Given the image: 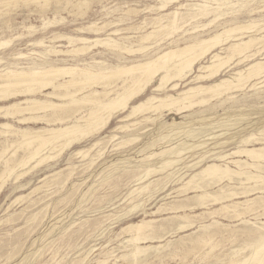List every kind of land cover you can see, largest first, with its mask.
<instances>
[{
    "label": "bare ground",
    "instance_id": "1",
    "mask_svg": "<svg viewBox=\"0 0 264 264\" xmlns=\"http://www.w3.org/2000/svg\"><path fill=\"white\" fill-rule=\"evenodd\" d=\"M18 1L20 0H0V7L8 8V6L12 4L15 5ZM75 1L77 5L84 4V2L78 0ZM176 1L178 0H158L160 4L157 10L161 12L160 10H164L170 4L173 5ZM249 1L251 0H202L189 5H180L174 10L172 9L173 11L166 15H158L156 18H150L148 22L143 21L140 25L129 27L131 30L136 31L138 35L121 37V40L112 38L109 35L112 33V35L118 36L121 31L127 29H115L109 35L102 37L100 35L101 31L114 24L112 22H103L102 25L91 23L86 27L79 28L77 30V33L79 32L81 34L79 36L56 35L50 40L53 44L54 41L58 42L57 40L64 39L67 42L66 50H58L54 46H45V41H43V39L30 42L31 46L44 47V51L37 54L39 60H32L24 66L18 62L6 65L3 64L4 66L0 69V118L6 120V122H0V135L6 137L3 141L4 145L2 146V152H9L8 149H12L13 147L23 149L22 155H17V158L12 157L15 156V154L10 155V158H14L12 163H8L7 160H5L3 172L0 174V192L2 188L4 190L3 186L5 185L3 184L6 182V178L8 179L14 176L16 181L20 177L25 178V174H28L27 171L32 168L36 169L44 162L51 159L54 160V158L59 157L60 154L62 155L64 150L73 149L76 145L81 144L83 142H81V140L84 138L92 137V135L105 130L115 115L121 116L126 113L123 117L126 119H134L136 116L142 115V121H146L154 120L151 119L150 116L146 117L149 113L161 115V113L167 111L169 114L173 112L181 114L192 110L194 107H202L210 102L224 99L225 97L229 99L234 98L235 92L246 89L247 86H250V84L257 79L264 78V58L254 60L256 56L264 51V23L260 24L257 20L247 21L245 23L225 20L229 18V15H233V13H236L238 10L241 9L243 11L242 8H245ZM47 2L48 0H44V5L40 7L44 8L48 6L49 4ZM70 3L71 0H66V5ZM55 7H57V5ZM182 8L184 11L181 10ZM237 8L238 10H236ZM253 11L255 10H249L248 13L251 14ZM259 11L257 12L260 13ZM43 14L45 13L43 12ZM45 18L47 19V17ZM74 19H76V17ZM204 20L207 22L202 23ZM222 20L223 23L220 24L219 22ZM228 22H230V25L218 29L219 26ZM5 23L7 26L9 22L6 20ZM51 23L50 21L45 22L43 28L49 27ZM217 23H219V25L209 33L210 31L208 32V30L211 25ZM57 24L59 25V23ZM6 26L4 27L6 28ZM24 29L28 31V34L35 32L33 26H24ZM2 31L1 28V32ZM106 31H108V29ZM87 33H91V35L94 34V38L84 37L83 35ZM194 34L197 35L194 37L191 36ZM21 36L22 35H19L15 38ZM175 36H180V38H182L180 39L181 42H175L171 47L166 48L155 56L150 57L148 55L149 53L147 54L150 49L156 46H162L160 45L162 42L172 38L174 39ZM133 38L137 39V41H135L137 43L136 49H134L135 46H132V43L131 45L126 44L128 43L127 41ZM12 40L11 38L0 40V50L9 46ZM94 46H100L102 49L104 48L112 51L115 56L120 58V63L110 66V64L105 61H98L93 57L87 59L86 55L92 52L88 51L91 48L93 49ZM95 49L97 50V47ZM134 54H140L141 58L139 60H135V58L126 63L125 60L127 58L123 55ZM16 55L17 57H15L14 54V58L18 59H23L26 56L22 53H16ZM63 56L70 57L71 63L65 58H59ZM53 57L57 59L53 60ZM206 59L207 62L202 64V61ZM122 60L123 62H121ZM2 61L3 60L0 59V63ZM247 61L251 62L247 63L242 68L239 67V69H235V65L237 66ZM234 62L235 70L233 73L228 77L217 79L219 74L231 68ZM189 76H192V78L184 85L185 87L181 88L182 82L184 80L187 81ZM155 81H157L156 84H154ZM262 82H264V80ZM259 84H261V82H259ZM255 85L256 83L254 86ZM149 89L151 90L150 94H147ZM146 91L148 92L146 93ZM168 91H172L173 93ZM10 120L23 127L13 125ZM38 122H43L46 126L38 129L28 126L30 123H35L36 125ZM139 123L140 122H132V125ZM128 129L129 125L115 127L111 132L112 134L109 136L110 140L118 139L117 134L114 132H127ZM259 134L262 135L261 133ZM11 137L13 138L10 139ZM257 138L258 137L255 138L254 135H250L242 139L239 142V146H235L236 148L233 149V151L226 154L217 152L218 154H214L213 159L205 161V164H203L197 172H191L188 176V180L175 190L178 194H188V192L192 191L194 196L187 199V201L191 203L183 204L182 200L176 203V200L174 206L171 205L168 209L175 213L182 212L180 214H175L173 217L164 218V222L172 220V222L175 223V227L172 225L173 228L171 232L175 234L176 232L183 233L190 230L194 226V223H196L192 219L197 216L186 213L187 209L191 211L197 207H208L211 204L219 206L215 209L206 208L204 213L198 215L199 217L205 215L207 218H211L210 220H212V222L207 225H200V233L198 235L194 236L193 234L194 237L188 235V240L190 241L188 251L198 255L201 252L210 254L214 248L219 246L218 243L215 244L214 237L217 235V229H220L222 226L214 219V216L220 215L223 218L239 221L240 224L243 225V228L234 232L245 233V235L249 237L246 246L251 249V252L241 260H236L237 257L235 258V256L238 252H235V250V253L233 252L234 255L226 254L213 256L215 257L213 264H224L226 260H229L231 264H264V224L260 227L255 225L256 223H250V220L247 219L250 216H254V219L264 216V145H260L259 147L254 146L253 143L256 141L259 142ZM102 139H94L90 148L95 146L98 148ZM138 139V136H132L130 139L118 142V145H125L127 143L130 145L131 142H136ZM158 141L159 139H154L152 142L144 144L146 146L144 147L143 145L144 148L142 149L146 150L150 145L154 146ZM249 143L252 144L248 145ZM200 146L202 145L195 146L194 148ZM15 151L18 150L15 149ZM68 151L69 150H67V152ZM102 153L99 151L98 157L101 156ZM205 153L200 157L203 160L209 158L208 151ZM84 154L85 152L77 151L75 155H82L83 158H85L84 161H86V157L89 155L87 156L86 154L85 156ZM162 155H164V157L156 163L158 166L152 168L149 165L148 168L141 170L142 174L134 179V183H141L143 180L147 179L151 173L158 174L163 172L166 168L176 163L175 160L180 157L181 152L170 146L161 147L157 152L150 153L148 159L151 157L158 158ZM19 169H21V172ZM73 169H75V167ZM63 170H67V168ZM18 171L20 173H18ZM61 171L62 170H60V172ZM48 177L49 176H47V178ZM158 180L159 178L153 182H157ZM153 182L132 189L129 195L132 197L136 194L139 197L141 193L149 190V185ZM225 182H227V184L223 185ZM16 183H18V181ZM213 186L216 190L214 192H208V189ZM39 189L37 188L38 191ZM138 197H136V199ZM130 203H132V201ZM138 206V204L134 205L132 209H136ZM160 210L161 209L158 208L156 212L159 213ZM201 220H203V218ZM152 222L156 221L142 219L138 223H129L123 229L124 233H128V235L131 234L127 243H129L132 248L127 254L121 256V258H130L132 262L136 264L138 260L143 257V260L147 263L151 253L158 258L157 254L160 250L165 249L166 251L170 250L168 256H173V254H175L173 249L177 247L179 242L185 247V243L182 240L175 244L169 241L165 244L147 245L149 242L153 243L152 241L154 240H161L163 237L160 236V233L165 230V225L158 224L157 226H153ZM227 230L229 229L227 228ZM188 236H185L184 239ZM210 244L213 245L211 246ZM209 245L211 246L209 251L204 252V247ZM178 246L180 245L178 244ZM108 258L109 257L97 260L96 264H106ZM159 261L161 260L159 259Z\"/></svg>",
    "mask_w": 264,
    "mask_h": 264
},
{
    "label": "rangeland",
    "instance_id": "2",
    "mask_svg": "<svg viewBox=\"0 0 264 264\" xmlns=\"http://www.w3.org/2000/svg\"><path fill=\"white\" fill-rule=\"evenodd\" d=\"M39 1L20 0L15 5L12 4L8 6V8L0 7V40L13 39L9 46L0 50V59L3 60L0 63V69L9 63L18 62L24 66L32 60H39L37 54L44 51V47L31 46L30 42L32 41L43 39V41H45V46H54L58 50H66L67 42L64 39H61L62 41L59 39L57 40L58 42L54 41L53 44L50 40L56 35L79 36L81 35L79 32L77 33L79 28L86 27L91 23L102 25L103 22H112L114 23L112 26L115 27L110 26L103 29V31H101L102 34L100 33L102 37L109 35L115 29H127L121 31L118 36L112 35V33L109 35L112 38L121 40L123 37L137 36L138 34H136V31L130 28L140 25L143 21L148 22L150 18H156L158 15H166L180 5H189L202 0H178L174 2L173 5L170 4L164 10H160L161 12L157 10L160 4L158 0H78L84 2V4H82L83 6L77 5L75 0H71V3L68 5H66V0H53L54 2L48 0L47 3L49 5L44 8L40 7L44 5V0ZM54 5H57V7ZM245 8H242L243 11L237 8L236 10L238 11L233 13V15H229V18L225 20L239 21L241 23L257 20L260 24L264 23V0H251L247 3ZM252 9L255 10L253 11L254 13L252 12L254 15L248 13V11ZM181 10L184 11L183 8ZM43 12L45 14H43ZM45 17H47V19ZM75 17L76 19H74ZM54 19L57 21L55 22ZM6 20L9 22L7 26L5 23ZM47 21L52 22L51 25H49V27L47 26L48 28H43V24ZM204 22L206 23L207 21H202V23ZM57 23H59V25ZM219 23H223V20ZM219 23L215 25L212 24L208 32L210 31L209 33H211ZM228 25H230V22L219 26L218 29ZM4 26H6V28ZM24 26H33L35 32L28 34ZM1 28L4 33L3 31L1 32ZM107 29L108 31H106ZM19 35L22 36L15 38ZM196 35L197 34L191 36L194 37ZM83 36L94 38V34L91 35V33L84 34ZM180 39H182L180 36H175L174 39L165 40L160 44L162 46H156V49H150L147 54L149 53L148 55L150 57L155 56L166 48L171 47L175 42H181ZM135 41H137V39L133 38L127 41L128 43L126 44L131 45L132 43V46L134 45V49H136L137 43ZM96 47L97 50L95 49ZM88 52L90 53L86 55L87 59L93 57L98 61H105L110 64V66L120 63V58L115 56L112 51L104 48L102 49L100 46H94L93 49L91 48ZM263 52L256 56L254 60L264 58ZM16 53H22L26 56L23 59L14 58V54L15 57H17ZM136 55L137 54L123 56L127 58L125 60L127 63L135 58V60L141 58L140 54H138L139 56ZM59 58H65L71 63L70 57L63 56ZM52 59L55 60L57 58L53 57ZM121 62H123V60ZM206 62L207 59L203 60L202 64ZM249 62L251 61L237 66L234 62L231 68L222 71L217 79L230 76L235 69H239V67L242 68ZM191 78L192 76H189L187 81L184 80L181 88L185 87L184 85ZM263 80L264 78H260L250 84L251 87L253 85L255 88L247 86L246 89L235 92L234 98L229 99L225 97L224 99L210 102L202 107H194L192 110L181 114H176L174 112L169 114L167 111H164L161 115L149 113L146 117L150 116L151 119L154 120L146 121H142V115H138L134 119L123 118L126 113L121 116L115 115L105 130L92 135V137L84 138L81 140V142H83H80L81 144L76 145L73 149L64 150L62 155L60 154L61 156L59 155V157H56L57 159L48 160L50 162H44L43 164L45 165L41 164L40 167L38 166L36 169L32 168L33 171L32 169L27 171L28 174H25V178L23 175V178L20 177L17 179L18 183H16L17 181L14 176L8 179L6 178V182L3 184L5 185L3 186L4 190L2 188L0 192V264H96L97 260H102L106 257H109L106 264H135L130 258H121V256L127 254L132 248L130 244L127 243L131 234L128 235V233H124L123 229L129 223H138L142 219L156 221L152 222L153 226H157L158 224L165 225L164 232L161 231L160 233V236L163 238L161 240H154L152 241L153 243L149 242L147 245L165 244L169 241L175 244L182 240L185 243V247L179 242L178 244L181 247L177 244V247L173 249L175 253L173 256H168L170 250L166 251L162 249L157 254L158 258L151 253L147 263H145L142 257L136 264H213L215 259L213 256L226 254L234 255L235 252H238L235 258L237 257L236 260H241L246 255H249L251 249L246 246L249 237L245 235V233L234 232L241 230L243 225L237 220L223 218L220 215L214 216V219L222 226L220 229H217V235L214 237L215 244L218 243L219 246L214 248L210 254L201 252L198 255L188 251L190 245L188 235H192V237L198 235L200 233V225H207L212 222V220H210L211 218H207L205 215L199 217L198 215L204 213L206 208H218L219 206L216 204H211L205 208L197 207L191 211L187 209L186 213L197 216L192 219L196 223H194V226L187 232H176V234L171 232L173 226L175 227V223L172 222V220L164 222V218L167 219L182 212L175 213L168 209L171 205L174 206L176 200V203L179 201L181 202V200L183 204L191 203L188 202L187 199L194 196L192 191L188 192V194H178L175 190L188 180V176L191 172H197L203 164H205V161L213 159L214 154L217 155L220 152L226 154L233 151V149L239 146V142L242 139L250 135H254L255 138L258 137L257 139H259V142H255L257 144L253 143L254 146L259 147L260 145H264L261 144L264 143ZM259 82H261V84H259ZM156 83L157 81H155L154 84ZM255 83L256 85L254 86ZM148 91H146V93L148 92L147 94H150L151 90L149 89ZM168 92L173 93L172 91ZM10 121L15 126L23 127L12 120ZM0 122H6V120L0 118ZM132 122L140 123L132 125ZM38 123L36 125L35 123H30L28 126L34 129L46 126L43 122ZM120 125H129V129L127 132L125 131L126 133L121 131L114 132L117 134L118 139L110 140L109 136L112 134L111 132L115 127ZM131 129L134 130L132 131ZM130 135L139 137L136 141L137 143L131 142L130 145L129 143L118 145V142L130 139L132 137ZM12 138L13 137L10 139ZM100 138L103 139L100 145H98V148L97 146H95L96 148H90L93 144V140ZM5 139V136L0 135V174L3 172L5 160H7L8 163H12V160H14L12 157L17 158V155L21 156L23 152L22 148L13 147L12 149H8L9 152L3 153L2 146L4 145L3 141ZM154 139H159V141L155 143L154 146L150 145L146 150L142 149L146 146L144 144L152 142ZM251 144L252 143H249L248 145ZM199 145L202 146L194 148ZM169 146L181 152L180 157L175 160L176 163L169 166L161 173H151L148 177L149 179L143 180V183L141 182L142 184L140 182L134 183V179L142 174L141 170L148 168L149 165L152 168L157 167L158 164L156 163L164 157V155H162L158 158L151 157L148 159L150 153L157 152L161 147ZM15 149L18 151H15ZM67 150L69 151L67 152ZM85 150H88L87 153ZM77 151L85 152V156L86 154L87 156L89 155L86 157V161H84L85 158H83L82 155H75ZM97 151L103 152L101 156L98 157ZM206 151H208L209 158L203 160L200 157ZM14 154L15 156L10 158V155ZM74 167L75 169H73ZM231 167L233 168L232 165ZM66 168L67 170H63ZM60 170L62 171L60 172ZM19 171L21 172V169H19ZM19 171L18 173H20ZM47 176L49 177L47 178ZM158 178L159 180L157 182H153ZM150 182L153 183L149 185V190L141 193L142 195L140 194L139 197L136 194L132 197L129 195L132 189H136ZM225 184H227V182L223 183V185ZM37 188H40L39 191ZM215 190L216 188L213 186L208 189V192H214ZM136 197L138 198L136 199ZM131 201L132 203H130ZM137 204L139 206L136 209H132V207ZM158 208L161 209L159 213L156 212ZM152 212H156L157 214ZM202 218L203 220H201ZM247 219L250 220V223H256L255 225L260 227L264 224V216L257 217L256 219H254V216H250ZM227 228L229 230H227ZM221 229L224 230L222 231ZM185 236L188 237L184 239ZM210 245L212 246L213 244ZM209 246L204 247V252L209 251L211 248V246ZM159 259L161 261H159ZM224 264H231V262L226 260Z\"/></svg>",
    "mask_w": 264,
    "mask_h": 264
}]
</instances>
